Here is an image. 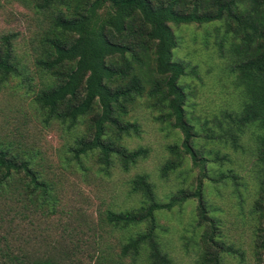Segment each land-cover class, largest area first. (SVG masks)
<instances>
[{
    "label": "rangeland",
    "instance_id": "374dc122",
    "mask_svg": "<svg viewBox=\"0 0 264 264\" xmlns=\"http://www.w3.org/2000/svg\"><path fill=\"white\" fill-rule=\"evenodd\" d=\"M49 17V12H37L32 0H0V41L3 34L12 35L13 59L19 68L18 75L0 82V147L21 156L28 153L40 178L51 184L54 197L41 204L31 194L32 186L25 187L22 173L13 174L0 189V264H30L41 257L56 264H144L145 253L135 262L120 255L121 245L137 227L118 229L103 219L106 209L123 211L140 205V195L130 191V180L138 173L148 175L160 201L179 189L192 192L200 182L217 238L231 249L221 253L222 264H259L257 234L262 219L254 203L262 175L255 159L254 127L245 129L238 149L204 137L226 127L224 113L236 110L241 100L226 66L230 53L225 58L217 53L221 23L171 25L177 39L174 59L188 69L195 67V74L183 77L182 83L187 118L205 165L202 170L184 154L181 166L161 177L160 166L172 157L167 147L181 148L182 134L157 118L159 111L146 97L138 98L126 115L139 123L141 133L124 141L130 148L148 147L149 154L127 171L115 162L105 172L95 154L82 158V166L76 163L68 147L85 132V125L66 131L57 122L43 123L34 96L49 77L35 59L41 55ZM218 151L219 159L213 161ZM189 196L170 211L156 213L159 239L173 264H195L201 231L207 227L206 222L197 226L196 198Z\"/></svg>",
    "mask_w": 264,
    "mask_h": 264
},
{
    "label": "trees",
    "instance_id": "16d2710c",
    "mask_svg": "<svg viewBox=\"0 0 264 264\" xmlns=\"http://www.w3.org/2000/svg\"><path fill=\"white\" fill-rule=\"evenodd\" d=\"M32 5L50 16L41 55L35 59V65L49 77L34 96L42 121L45 125L57 122L66 131L85 125V132L74 138L68 150L80 166L82 158L95 154L105 172L115 162L127 171L149 154L148 147L130 148L124 141L141 133L139 123L126 115L142 97L159 111L160 121L182 134L181 148L176 144L167 147L172 157L160 166L161 177L180 167L184 154L204 170V158L195 143L198 136L187 118L182 83L183 77L195 74V67L188 69L174 59L177 39L171 25L221 23L217 53L221 58L230 53L226 66L241 100L236 110L224 113L226 127L204 137L238 149L245 129L254 127L255 159L262 175L254 210L262 219L257 248L259 264H264V0H32ZM11 37L3 34L0 41V82L19 73ZM218 159L219 151L213 161ZM32 165L28 153L21 156L0 147V189L13 174L22 173L25 187L32 186L31 194L41 204L54 201L51 184ZM202 190L198 182L194 191L179 189L160 201L148 175L136 174L130 180V191L140 195V205L103 211V219L112 227H137L121 245L120 255L135 262L145 253L144 264H173L159 239L156 213L181 205L190 194L196 198L197 226L207 224L201 231L195 264H222L221 253L231 249L217 238ZM30 264L56 263L41 257Z\"/></svg>",
    "mask_w": 264,
    "mask_h": 264
}]
</instances>
